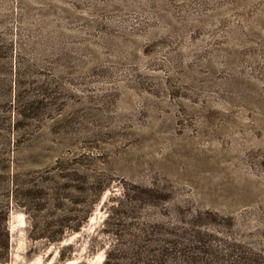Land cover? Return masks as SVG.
Returning a JSON list of instances; mask_svg holds the SVG:
<instances>
[{
  "label": "rangeland",
  "instance_id": "rangeland-1",
  "mask_svg": "<svg viewBox=\"0 0 264 264\" xmlns=\"http://www.w3.org/2000/svg\"><path fill=\"white\" fill-rule=\"evenodd\" d=\"M16 185L0 264H264V0H0Z\"/></svg>",
  "mask_w": 264,
  "mask_h": 264
},
{
  "label": "trees",
  "instance_id": "trees-1",
  "mask_svg": "<svg viewBox=\"0 0 264 264\" xmlns=\"http://www.w3.org/2000/svg\"><path fill=\"white\" fill-rule=\"evenodd\" d=\"M11 184L14 185V180H9ZM18 191L16 185V190L13 188L7 189L6 193H1L0 191V263H5L9 259L10 255V235L8 230V220L12 202L15 200V194ZM26 206V205H22ZM111 217V216H110ZM118 258V257H117ZM121 260V259H119ZM104 264H125L118 259L114 262L111 252L108 253ZM132 264H140L132 263Z\"/></svg>",
  "mask_w": 264,
  "mask_h": 264
}]
</instances>
